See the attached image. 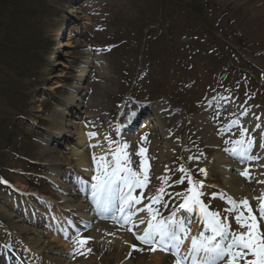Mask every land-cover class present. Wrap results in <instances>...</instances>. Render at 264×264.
Returning a JSON list of instances; mask_svg holds the SVG:
<instances>
[{
  "label": "rangeland",
  "instance_id": "1",
  "mask_svg": "<svg viewBox=\"0 0 264 264\" xmlns=\"http://www.w3.org/2000/svg\"><path fill=\"white\" fill-rule=\"evenodd\" d=\"M13 1L0 0V14L4 10L7 15L15 13L10 6ZM16 1L26 10L22 12L23 17L33 13L32 18L24 19L35 26L36 33L31 34V41L25 44L35 50L21 46L11 57V52L0 54V235L3 234L0 264H17L14 260L28 256L11 249L5 237L14 226L32 228L39 236H25L45 243L49 241L53 247L63 249L68 264H121L123 259L130 264H160L159 259L166 262L158 247L154 252L149 251L154 246L144 248L142 241L132 235L122 249L108 241L95 240L92 232L96 224L84 225L78 234L67 237L73 228L68 214L65 217L70 226L62 234L66 237L57 231L48 233L42 223L31 227L28 221L35 219L28 213L25 216L18 207L22 202L34 200L40 205L45 203V196L59 194L50 181L54 177L51 167L56 165L55 161H66L74 172L79 168L78 161L71 155L72 145L80 141L79 137L63 132L58 135L56 130L66 123L67 119L61 116L64 112L74 115L78 111L71 121L82 130L85 145L76 151L88 156L97 149L95 143L99 141L101 150L109 152L112 160L115 157L112 149L118 147L116 142L120 140L118 117L134 102L143 103L148 112L153 107L165 109L166 114L170 112L178 120L177 123L166 122V131L170 132L167 139H173V144L163 157L166 162L164 172L158 175L159 182L154 176L156 163L145 150L161 147V140H156L154 123L145 118L146 122L143 119L140 125L123 131V135L129 134L133 140L131 145L123 146V152L128 153L132 171L143 182V186L136 187V197L141 195L144 201L150 185L158 192L159 199L153 204L154 224L162 220L176 222L175 214L182 213L178 203L185 202L191 188L207 211L218 213V219L227 226L224 246L231 243L232 233L245 230L235 219L242 200L249 202L260 230L264 231V219L258 212L264 194L260 199L250 190V186L260 183L264 192V182L257 181L256 174L249 176L246 169L239 172L240 167L223 178L220 175L223 164L217 159L219 155L226 157L233 149L248 154L243 149L249 142L253 145L255 139L254 136L248 138L241 119L257 122L258 114L264 116L262 14L246 9L240 3L242 0L227 3L224 0ZM167 15H173L172 19ZM186 31L194 39L202 36L210 44L193 45ZM169 35L176 40L178 48L189 45L190 52L192 50L194 85H187L177 77L178 68L166 49ZM1 37L0 32V40ZM212 43L217 44L218 49H214L216 58L210 62L199 51L208 50ZM223 66L225 68H221ZM221 71L227 75H221ZM189 76L185 74L186 78ZM234 76L239 79L234 80ZM214 78L220 84L210 88ZM167 85L173 92H167ZM80 86L90 87L88 99L95 100L97 107L79 110L77 103H72L74 98L78 99L74 91ZM188 94L200 100L195 104L189 101ZM70 104L78 109L70 111ZM97 110L103 112L101 122L93 116ZM260 125L264 127V122ZM3 126L6 131L2 130ZM90 126L96 128L91 130ZM62 135L64 139L57 140ZM96 135L99 139L95 141ZM196 176L204 181L199 182ZM222 179L240 180L249 188H237L238 194H234L230 183L216 187ZM40 206L42 210L44 206ZM194 206L189 201V207L195 209ZM201 235L209 236L205 229ZM247 259H252L250 253ZM218 260L216 264H227V257ZM239 264L245 262L239 261Z\"/></svg>",
  "mask_w": 264,
  "mask_h": 264
},
{
  "label": "bare ground",
  "instance_id": "2",
  "mask_svg": "<svg viewBox=\"0 0 264 264\" xmlns=\"http://www.w3.org/2000/svg\"><path fill=\"white\" fill-rule=\"evenodd\" d=\"M228 1L230 0H224L225 3H227ZM240 3L244 4L246 9L249 8L255 14L258 15L260 13L264 17V0H242ZM82 75H84V71L82 72ZM89 89L90 87L83 88L80 86V87H77L74 91L78 99L74 98L72 100V103L73 102L77 103L78 108L80 107L79 110L85 107H88L90 109L97 107L95 100L90 101V99H88L89 94H90ZM86 99L88 100L86 101ZM77 106H74V104H70L68 105V108H70V110L71 108L74 110H77L78 109ZM124 109H126V111L122 110L120 113V117H118L119 118L118 119L119 128L117 129V131L120 134L119 136L120 140L116 142L118 147L112 149L113 152L111 154L115 155V157L112 160H110L109 152L104 153L101 150V144L98 143L99 141H96L99 139L97 135L95 136L96 137L95 146L97 147L95 151H93L92 153L90 151V154L88 156L83 155V153L77 152L76 151L77 149H81L85 145V142H83L82 130H80V128L77 126H74L71 121L72 119H74L73 117L78 111H76L74 115L70 114L71 112L70 113L64 112V115L63 114L61 115L62 118H66L67 120H65L66 122L65 124H63L62 126H59V128L56 129L59 132L58 135H60L61 132H63L68 135H73V136L76 135L79 137V140H80L76 144L72 145L74 147L73 148L74 150L71 151L72 158L78 161L79 168H77L76 174L80 176V179H79L80 181L85 180L83 179L84 177H90L88 173H91L92 174L91 181L88 183H92V184L96 183L95 185L99 183V180L97 179V177L100 176V172L102 171V169L98 171V162L100 161L101 155H103L102 157L105 158V162L108 165L109 172H111L112 168L115 166L114 162H115L117 150L123 149V146L125 145H128V144L131 145L133 141L130 138L129 134L123 135V131L128 132L133 127L140 125L142 123V120L143 119L145 120L146 118L148 119L147 122L154 123L153 128L156 131V140H159V139L161 140L160 141L161 147L158 148L157 146L154 145L157 149L154 147H148L147 149H145L150 153L151 158L156 163L154 176L156 178V182H159L158 175L164 172L163 164L166 162V160L163 159V157L165 156L169 148L172 147L171 145L173 144V139H167V135L170 134V132L166 131L167 129L166 122L169 121L170 124L171 122L177 123L178 120L176 119V115L172 116L170 112H168L169 114L168 113L166 114L165 109L155 108V107L152 108L151 112H148V111H145L144 107H142L140 103H131L127 106V108L125 107ZM102 115H103V112L97 110L93 116L95 119L98 118L99 121L101 122ZM261 116L262 114H258L257 116V122L259 123L264 122V119L261 118ZM241 120H242V124L247 128L248 138L250 136H254V139H255L253 145L245 148L246 151L250 150L252 152L248 158L250 161L259 159L260 161L259 167L261 169H264V131L262 130L261 132H259L257 130L259 128L255 127L256 124H251L249 122H243V118ZM252 123H256V122H252ZM126 124H128V126L125 127ZM93 128L95 129L96 127L90 126L91 130H94ZM252 129H256L254 130L256 132L252 131ZM120 130H121V133H120ZM63 136L64 135H62V137L57 140H62V138L64 139ZM108 140H110V138ZM158 150L161 154L160 158L158 157ZM123 151L119 153L122 164H123V159H124ZM232 155L233 154H228L229 159L227 158V156L225 157V156L219 155L217 157L218 161L222 162L223 164V166L221 167V172H220V175L223 178H226L229 176V171L236 169V166H235L236 164L240 165L241 163H243V162L238 163L239 160H237L236 158H233V160H231L230 157ZM127 158H128V162H130L128 153H127ZM55 163L56 165L51 167V171L54 173V176H55L52 179V181L54 182L55 185L60 187L59 195L53 194L47 197L48 200L45 202L46 204L43 205L44 206L43 209H49V208H52V206H55V204H61L62 209L59 205H57V207L55 208L56 213L50 214L51 218L54 219V221L56 222V227L65 226L66 228L67 223H66V219H64V216H65V213H68L71 211V212L80 214L81 217L84 220L88 221L89 224H94V223L96 224L95 229L92 232V237L95 240L97 241L99 240V242L108 241L109 243L113 244L114 247L118 249H122L124 247V246L122 247V245L126 244L127 238L130 235L138 236L140 234H144L145 229H147L148 227V222L151 219L149 217V215L151 214L149 209H151V204H154V200H155L154 198L158 196V193L155 194L156 192L155 190L153 191L150 188L148 190V193L144 201H141L139 203H136L135 201L125 202L124 200L121 199V195L122 194L127 195L128 190H131L134 187L129 189L127 186L126 191H124V186L126 185L124 181L120 179L121 182L119 181L118 183L119 188L118 189L115 188V190L120 200L124 201L127 204L126 210L121 207L119 211L116 212L117 214L115 215L118 218L117 220H116V217H113L114 214L112 210H106L108 212H104L103 214L105 217H103V215H100L99 213H97L95 206L91 205V202L87 200V199H90V197L87 196V194L82 193L78 195L76 192L70 189L71 188L69 187L70 185L69 184L66 185V183H64L62 178L59 176L61 172L62 173L71 172L72 168L69 166V164L66 161H63L60 163L58 161H55L54 164ZM250 168H251L252 176L254 177L255 176L254 174L257 173L258 166L255 167L252 165V167ZM243 170L244 169L242 168L240 172H243ZM117 175L119 177H122V176H126V173L121 171V172H118ZM255 178L257 181L264 182L263 174ZM229 183L232 184L231 191L234 194H238V191L236 190L237 188L244 187L245 190L249 188V186H247L245 183H242L240 182V180H235V179H231L228 181L227 180L224 181L222 179L220 180V184H219L220 186H216V187H226L227 185H229ZM260 185L261 184L259 183V184L250 186L251 192L253 191L256 193H260L261 190L258 189V188H261ZM80 191L83 192L82 190ZM57 196H61V197H57ZM85 196L87 197L86 199H84ZM41 199L45 200L43 198ZM33 202H29V203H33ZM23 204H25V202ZM99 205L102 207L106 206L104 200H100L98 206ZM20 207H21V203H20ZM31 207H32L31 208L32 214H35V215L42 214L40 211L41 206L39 204L31 205ZM25 210L26 212L29 211L27 207ZM124 210L126 213L124 212ZM184 214L185 213H181V214L176 213L174 218H178L180 220L188 218ZM105 219H107L108 221H105ZM35 221L36 222L28 221L31 227H34V228L37 227V222L39 223V220L35 219ZM141 221H143V223H141ZM206 223L209 224L208 221H206ZM169 224L171 227L175 228L177 230V234L180 235V237H182V231H180L182 227L179 225V223H169ZM123 228H128V229L124 230ZM30 230L27 228L21 229L18 226H14L13 229L8 233V236H5L10 241L11 249L18 251L21 254H25V253L28 254V256H22L17 264H38L39 262L43 264H68V262L64 258L66 252L63 251V249L55 247V246L53 247L52 243L49 241L45 243V241H40V240H36L35 238L25 236V234H33V235L38 234L39 236L40 233H36V231H33L32 228H30ZM63 232L64 230L61 231L60 233L62 234ZM48 233H51V231ZM107 235H112V236L107 237ZM2 236L0 235V239ZM192 238L194 237L190 235L188 236V238L184 241L185 242L184 245L180 247L179 253L186 256V260L188 261V263L202 264V258L205 256V254L203 252H200L198 254L193 255L190 251ZM217 238H219V236ZM201 239L203 238H199L197 240H201ZM218 243L224 246L223 239H220ZM188 248H189V251L186 253V250ZM121 264H130V262L124 259L122 260Z\"/></svg>",
  "mask_w": 264,
  "mask_h": 264
},
{
  "label": "snow or ice",
  "instance_id": "3",
  "mask_svg": "<svg viewBox=\"0 0 264 264\" xmlns=\"http://www.w3.org/2000/svg\"><path fill=\"white\" fill-rule=\"evenodd\" d=\"M250 146L251 142H249V147ZM122 151L123 149L117 150L114 162L115 166L112 168L111 172H109L108 165L105 162L104 157H100V161L98 162V171L101 169L102 171L100 172V176L97 177L99 183L94 187L99 188L101 193L107 194L109 197L114 191L113 185L116 184L117 173L121 171L127 173L126 176H122L120 179L124 181L129 189L135 186H143V182L140 180L138 174L133 172L131 168L123 166V164L128 163V158L127 153H124L122 164L121 157L119 155ZM201 171L203 172L204 170L201 169ZM189 182L191 183V181ZM116 186L118 189L119 185L117 184ZM160 191L162 192L163 189ZM188 191L190 195L185 197V202L181 204L180 207L192 210L189 207V201H192L195 205L200 206V211L205 217L210 218L209 224L212 235L201 240H197L195 237L191 240V253L193 255L200 252L205 254L202 258V264H210V261L211 264H215L216 260L225 257H227V264H239V261H244L245 264H264V231L260 230L257 218L252 213V208L246 199L239 202L240 209L237 211L235 216L237 224L245 230L238 234L232 233L231 243L223 246L215 241L218 236L221 238L225 236L227 226L218 219V213H211L207 211L199 200L197 193H195L193 189L190 188ZM121 199L125 202L135 201L136 203H139V200L132 197L130 192L127 195L122 194ZM154 199L158 200L159 197L157 196ZM245 210H247V215H245ZM149 211L151 212V209H149ZM258 212L260 214V218L264 219V201L260 203ZM154 219L155 216H153V220ZM141 223H143V221H141ZM180 231L186 232L187 230L181 228ZM137 239L149 245L159 243L160 245H163L164 248L171 246V248L176 251H179L181 245L183 244V239L177 234V230L171 227L167 221L163 220L157 221L155 224L152 221H149L148 227L144 231V235L137 236ZM133 247L135 248V246ZM233 249H235V251H233ZM148 250L154 252L157 249L156 247H150ZM249 253L252 256V259H247ZM175 264H180V261L177 260Z\"/></svg>",
  "mask_w": 264,
  "mask_h": 264
},
{
  "label": "trees",
  "instance_id": "4",
  "mask_svg": "<svg viewBox=\"0 0 264 264\" xmlns=\"http://www.w3.org/2000/svg\"><path fill=\"white\" fill-rule=\"evenodd\" d=\"M10 6L12 7L13 11L15 13H12L10 15H7L6 10H4L0 14V32L2 33V37L0 40V54H4L7 52H11L9 57L15 55L17 53L19 47L24 46V48L27 50L30 49L35 50V48L31 47L30 45H27L31 39L30 35L36 33V29L34 25H29L28 21H26L24 18H32V14H28V16L23 17L22 12H26L24 7H22V4L15 0V2H10ZM29 13V11H27ZM25 14V13H24ZM187 16V15H186ZM168 18L173 17V15H167ZM177 20V19H176ZM160 25H163V21L160 20ZM186 29V26L184 27ZM187 30V29H186ZM187 36H189L194 42L198 45H202L203 43L210 44V42H207L202 36L200 39H194L188 31H186ZM166 43V49L170 53L171 56V62L174 63L175 67L178 68L176 70V75L179 77L182 81L186 82L185 84H195L194 78L192 76L191 70H194L195 64L192 63L190 59V49L189 45L178 48L174 39L169 35ZM27 43V44H25ZM10 44V45H9ZM217 44L212 43L211 48H208L209 55L206 56V51H203L202 53L210 59V62L215 60L216 57H214V49H218L216 46ZM200 49V48H199ZM202 51V49H200ZM217 66V65H216ZM218 67V66H217ZM224 67V66H223ZM219 68V67H218ZM222 68V67H221ZM174 73V72H173ZM190 74L188 78L185 77V74ZM217 85V79H212V82L210 83V87H214ZM169 89V91H168ZM170 87L167 85V92H173L170 91ZM172 90V89H171ZM189 97H187L190 100H196L194 95L188 94ZM4 123V122H3ZM2 130L6 131V128L3 126Z\"/></svg>",
  "mask_w": 264,
  "mask_h": 264
}]
</instances>
